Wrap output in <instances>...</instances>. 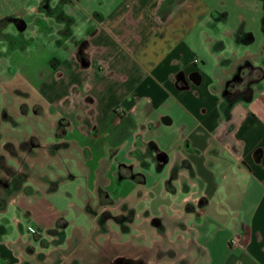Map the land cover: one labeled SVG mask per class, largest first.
Wrapping results in <instances>:
<instances>
[{"label": "crops", "instance_id": "0c3cea01", "mask_svg": "<svg viewBox=\"0 0 264 264\" xmlns=\"http://www.w3.org/2000/svg\"><path fill=\"white\" fill-rule=\"evenodd\" d=\"M222 14L209 0H0V44L7 53L35 47L40 52L53 44L47 62L59 90L52 101L30 105L35 113L52 116L48 123L57 143L83 151L86 176L95 179L101 172L120 181L109 188L117 196L131 198L140 186L164 193L159 181L146 185L153 173L160 174L165 189L168 179L184 175L192 177L191 186L221 172L248 181L252 198L240 204L246 221L234 225L236 235L228 243L237 253L229 256L231 264H264V62L252 93L231 101L225 87L238 60L255 53L221 55L242 45ZM195 42L208 44L212 65L198 55ZM261 52L264 61V37ZM6 115L11 127L20 126L10 112ZM158 152L166 155L165 163L158 161ZM173 188L174 193L181 189ZM189 189V195L201 197ZM30 196L35 190H20L0 210L12 204L16 225L9 230L0 219V264L69 263L74 258L30 262L26 250L34 228L24 226L20 215L37 218L38 233L57 228L62 219L59 213L49 217ZM190 223L203 264L210 241L202 229L213 220ZM201 238L206 242L200 244ZM193 254L178 256L192 259ZM122 257L117 252L112 259L118 263Z\"/></svg>", "mask_w": 264, "mask_h": 264}, {"label": "rangeland", "instance_id": "374dc122", "mask_svg": "<svg viewBox=\"0 0 264 264\" xmlns=\"http://www.w3.org/2000/svg\"><path fill=\"white\" fill-rule=\"evenodd\" d=\"M209 1L223 13L230 27L242 26L257 31L256 40L247 46L231 45L221 55L229 57L232 51L244 54L246 49L255 54L241 57L238 62L248 58L261 68L264 62L261 57L264 27L259 15H252L247 7L253 2L260 11H264V0ZM207 46L205 42H195L198 55L207 56L201 58L208 66V63L212 65L213 59ZM36 48L27 53H7L0 44V50H3L0 52V210L18 191L35 190V196H30L34 200L33 205L41 207L42 204L49 217L59 213L62 218L57 222V228L38 233L37 218L20 215L24 226L35 229L30 230L32 244L26 250L30 262L48 257L50 263L59 262L55 259L74 258L61 264H108L107 257L120 252L131 257L144 255L148 262L160 264H200V249L193 240L190 222L195 224L196 221L210 219L213 220L212 226L207 227L208 230L202 229L210 241L203 253V264H214L215 259L216 264L233 263L230 258L236 255L237 250L229 249L228 240L236 235L235 223L240 226L246 221V212L239 207L242 201L248 199L249 203L252 198L247 195L248 181L242 177L235 180L221 172L205 183L193 179L196 183L191 186L192 177L184 175L175 180L168 179L165 189L164 181L158 180L160 174L153 173L147 178L146 185L152 186L159 181L164 193H159V188L149 191L142 188L144 186H140L128 199L117 196V190L112 193L109 188L120 181L114 176L109 179L101 172L95 179L86 176L83 151L68 146L64 148L63 143H57V133L48 123L52 116L35 113L30 105L32 101L44 98L52 101L59 90L54 84L56 73L47 62L52 55L53 44L46 43L40 52ZM199 66H202V61ZM33 75L37 77L35 80ZM258 87L255 92H260L261 87ZM7 110L20 123L19 127H11L7 123ZM11 155L15 158L12 159ZM106 166L101 164L100 170H105ZM158 167L162 165L158 164ZM23 177L25 180L22 181ZM173 187L181 189L174 193ZM192 187L193 193L199 192L201 197L195 199V195L188 194ZM55 188V192H48ZM171 206L173 211H169ZM190 212L194 216L188 223ZM13 213L15 210L11 204L6 212L0 214V219L4 217L2 224L9 230L16 229ZM204 240L201 238L200 244L206 242ZM189 252H193L195 257L178 256V253L188 255ZM220 258H225V261Z\"/></svg>", "mask_w": 264, "mask_h": 264}, {"label": "flooded vegetation", "instance_id": "af4514ba", "mask_svg": "<svg viewBox=\"0 0 264 264\" xmlns=\"http://www.w3.org/2000/svg\"><path fill=\"white\" fill-rule=\"evenodd\" d=\"M247 10L253 15L257 13L260 21L264 27V11H260L259 7L251 2L247 7ZM234 35L239 44L248 45L250 42L256 40L257 31L250 29H244L242 26H234ZM264 35V31H263ZM255 72H257L255 74ZM261 68L252 64L248 58H244L237 66L234 75L226 85V91L230 100L233 101L238 98H246L253 91V85L261 77ZM108 264H156L154 262H148L144 255L140 256H127L123 254V257L119 259L118 263L112 257H107Z\"/></svg>", "mask_w": 264, "mask_h": 264}, {"label": "water", "instance_id": "95a60500", "mask_svg": "<svg viewBox=\"0 0 264 264\" xmlns=\"http://www.w3.org/2000/svg\"><path fill=\"white\" fill-rule=\"evenodd\" d=\"M157 159H158L159 162H161V163H165L166 160H167V157H166L165 154H163V153H161V152H158V153H157Z\"/></svg>", "mask_w": 264, "mask_h": 264}, {"label": "trees", "instance_id": "16d2710c", "mask_svg": "<svg viewBox=\"0 0 264 264\" xmlns=\"http://www.w3.org/2000/svg\"><path fill=\"white\" fill-rule=\"evenodd\" d=\"M22 176H24V175H22ZM23 180H25V177L22 178V181H23ZM15 187H16V189H17V191H18V190H19V186L17 185V186H15ZM25 190H26V189H25ZM26 193H31V191L28 190Z\"/></svg>", "mask_w": 264, "mask_h": 264}, {"label": "built area", "instance_id": "2783aa9c", "mask_svg": "<svg viewBox=\"0 0 264 264\" xmlns=\"http://www.w3.org/2000/svg\"><path fill=\"white\" fill-rule=\"evenodd\" d=\"M121 110V109H120ZM31 231H34V229H30Z\"/></svg>", "mask_w": 264, "mask_h": 264}]
</instances>
